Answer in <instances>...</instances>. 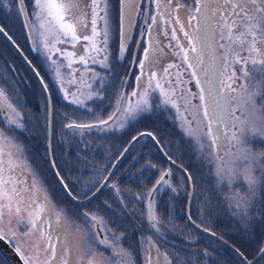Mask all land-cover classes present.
Masks as SVG:
<instances>
[{
    "label": "rangeland",
    "instance_id": "rangeland-1",
    "mask_svg": "<svg viewBox=\"0 0 264 264\" xmlns=\"http://www.w3.org/2000/svg\"><path fill=\"white\" fill-rule=\"evenodd\" d=\"M23 1L25 14H22L18 0H0V25L36 68L50 94L53 111L52 155L57 171L59 173L60 169L64 176V179L61 178L72 195L77 198L90 195L128 143L137 134L150 132L168 157L181 165L191 177V219L237 248L249 264H264V135L250 131V128L256 127L264 132V95L256 96L254 102L249 98L252 92H259L264 83V71L261 70L264 66L253 65L250 59L264 60V38H258L256 42L259 54L251 53L247 47L239 50L234 42L237 30H234L233 41H229L226 34L221 39L217 21L222 24L224 19L219 15L207 24L201 21L199 13H195V20L190 18L189 9L199 6L195 0H170L167 3L165 0H135L128 6L125 3L122 5L121 0H108L111 32L106 51L86 53L85 45L89 42L83 39L72 42L70 38L61 36L57 43L52 35L42 30L41 21L34 16L33 0ZM147 1L150 3L149 18L147 28L141 34L143 6ZM64 2L71 5L66 19L75 23L77 34L80 37L90 35L91 0ZM222 2L229 11L234 7L229 0ZM250 2L240 0L241 6L246 9ZM178 4L183 7H177ZM214 7L219 9L221 4ZM153 17L156 18L155 23ZM177 19L180 23L175 22ZM239 19L236 17L237 23ZM122 23L128 37L126 40H122L120 35ZM181 24L185 25L183 31L180 30ZM98 28H103L102 21L98 23ZM172 29H176V39L172 38ZM185 31L199 39L189 41L184 36ZM121 43L126 45L123 53L120 52ZM150 44L162 51L152 54V63L149 65L146 61L143 72L147 75L154 71L159 79L170 63L175 64V68L169 69L171 75L167 80L162 79L161 83L165 89L176 88L172 99L177 101L179 107L163 104L164 97L158 91L150 90L149 99L155 102L151 109L129 117L123 113V109L140 99L139 95L133 97L131 93H139L141 85L147 87L146 80L138 81L136 78L141 75L139 60L143 59V49ZM181 44L186 46L188 61H183L176 54ZM191 44H196L197 51L202 50L203 63L196 65L193 58L197 52L191 50ZM56 49L61 51L57 52ZM237 51L241 60L248 61L246 65L234 63L232 53ZM62 52H73L75 56L61 55ZM225 54H228V68H224ZM82 55L87 63L79 60ZM188 64L194 66L189 68ZM204 69H207V74ZM233 71L235 76L231 81L227 80ZM177 72L182 73L179 79L183 83H176ZM221 73L224 82L231 84V90L228 92L227 110L213 117L208 82L219 83ZM168 80L172 83L169 84ZM197 81L200 83L197 84ZM0 89L5 91L20 114L16 117L8 109V117L23 125L16 127L8 123L0 112V136L14 139L23 148V152H20L10 140L0 141V148L3 149L0 158L5 161V169L9 153L17 165L7 172L17 183L8 187H15L23 195L19 213L16 212L18 197L13 201L11 212L3 210L0 233L16 251L20 249L17 252L24 262L27 258L28 264H45L50 255L45 251L47 241L42 237V230L32 228L29 223V212L37 204L47 203L53 219L60 209H66L81 226L77 232L65 221L66 233L73 245V251L69 254L66 249L65 255L71 264H77L80 250L86 243L85 233L91 232L99 240L102 239L99 231L103 238L118 243L131 254L127 260L114 257L112 264H117V261H122V264H246L229 246L190 224L186 218L189 198L186 177L165 160L148 137L139 138L131 146L106 186L95 197L84 204L72 201L54 177L48 162L45 94L5 39H0ZM117 107L121 108L120 112H117ZM114 112L115 118L107 125L99 123ZM205 112L209 115H205ZM70 124L74 127H67ZM81 124L92 126L75 127ZM185 128L194 135H186ZM29 130L42 131L41 152L30 148L33 133ZM194 137L199 143L195 142ZM35 153L39 162L31 164L30 159ZM245 156L246 160H237L235 171L238 176L246 174V170L250 171L251 177L259 180L254 189H250L242 179L233 182L227 169L221 173L218 168V162L222 159ZM165 173L167 178L157 186V181ZM34 185L40 189L35 195ZM155 187L151 212L158 223L153 228L147 205ZM114 188L118 189L115 192L117 195ZM44 189L47 190V199ZM165 208H169V213ZM81 213L102 217L103 223L91 221V216L85 219ZM61 219H64L63 215ZM177 219L179 225L175 224ZM116 237L120 239L115 241ZM20 238L23 239V246L19 243ZM167 238L189 240L187 246L193 248L188 251L191 256H183L186 262L181 259L174 262L177 250L169 246L177 247L178 244H165L163 240ZM179 247L184 248V245L180 244ZM96 252L93 258L95 264H108L104 257L113 256L108 245L97 243ZM259 252L261 254L255 257ZM0 264L6 263L1 259ZM82 264H86V260Z\"/></svg>",
    "mask_w": 264,
    "mask_h": 264
},
{
    "label": "snow or ice",
    "instance_id": "snow-or-ice-1",
    "mask_svg": "<svg viewBox=\"0 0 264 264\" xmlns=\"http://www.w3.org/2000/svg\"><path fill=\"white\" fill-rule=\"evenodd\" d=\"M21 4V11H23V0H19ZM159 2V0H158ZM165 2H170V0H165ZM196 4L199 5L194 9H189L191 15L190 18L192 20L196 19L195 13L200 14V19L204 24H207L210 20L218 15L224 19V23H219L217 21V25L219 28V35L221 39L225 38V34L229 41H233L234 38V30L236 31L235 34V43L239 46V50H243L245 47L251 53H260V49L256 47V42L258 38H264V0H251L249 7L246 9L245 7L241 6L240 0H229V3L233 4L231 11L228 10L227 6L223 4L222 0H195ZM245 3H248V0H244ZM126 3V0H121V4L123 5ZM221 4V8H216L214 5ZM71 5L64 2V0H33V14L34 16L41 21V28L45 33H48L53 36L54 40L59 43L60 37L63 36L65 38H70L72 42H77L83 39L89 44L85 45V52H94L99 54L101 52L106 51V46L110 39V18H109V4L108 0H91V11H92V19H91V34L85 35L80 37L77 34L76 25L74 22L68 21L66 16L70 11ZM177 7H183V5H177ZM229 17L231 18L229 20ZM236 17H239V23L236 21ZM83 19V18H82ZM103 22V28H98V23ZM121 21L123 22V16L121 17ZM156 22V18L153 17V23ZM176 23H180L179 19L175 21ZM185 28L184 24L180 25V30L183 31ZM2 31V29H0ZM176 29H172V38L176 39L175 36ZM167 33H165L166 35ZM120 35L122 40L128 39L126 30L123 27V23L120 30ZM184 36L189 40H197L199 37L192 35L188 32H184ZM102 37V39H101ZM249 37L251 38L249 40ZM47 46V45H46ZM185 45H179V52L176 53L180 56L183 61H188L189 56L187 51H185ZM191 50L193 52H197V55L193 58L196 62V65L203 63L202 60V50L197 51L196 44L190 45ZM224 47V45H221ZM57 52H60V49H56ZM126 51V45L121 43L120 45V52L123 53ZM157 51H162V49H157L153 47L151 44L148 47L143 49V59L139 60V67L141 69V75L137 76V80H146L147 87H143L141 85L142 90L137 93L133 91L131 96L135 97L139 95L140 99L137 100L135 104H129L127 107L123 109V113L126 116H134L137 112H144L149 111L155 102L150 101V90L158 91L163 97V104H171L173 107L178 108L179 105L176 100L172 99V96L176 93V88L171 87L165 89L161 80H167L168 77L171 75L169 69L175 68V64H169L164 70L163 75L158 79L156 72H150L149 74L145 75L143 69L145 68V62L147 61L150 65L152 63V54ZM67 55L69 57L75 56L73 52L61 53V55ZM232 55L235 56L234 63H239L242 65H246L248 63L247 60H241L240 56L237 52H233ZM251 63L253 65L260 64L264 66V60H257L255 57H250ZM79 60L82 63H87L85 56H80ZM104 60H107V56L104 57ZM193 64H188L189 68H192ZM229 61H228V54L224 56V68H228ZM68 67L70 68L71 65L69 64ZM264 71V68L261 69ZM58 71V70H57ZM205 73L207 74V69H204ZM247 75V72L244 73ZM178 79L176 81L177 84L183 83L179 79L182 73H176ZM193 76L196 73H192ZM235 76V72L233 71L226 79L231 81ZM168 83L171 84L172 81L168 80ZM200 81H197L199 84ZM208 87V95L211 99L212 103V111L211 115L213 117H218L221 111H226L227 105V98L228 92L231 90V84H226L224 82L223 74L221 73V79L219 83L215 81H209ZM253 88L255 85L252 86ZM190 94V93H189ZM264 95V83H262V88L259 92H252L250 94V99L253 100L256 96ZM201 100L204 99L203 96L200 97ZM159 100V97H157ZM80 103V101H77ZM0 108L5 110L11 109L16 117H19V112L16 111L15 107L9 101L8 96L6 95L3 89H0ZM121 108L117 107V112H120ZM205 115H209L208 112H205ZM116 113L114 112L112 115L108 117L107 120H100V124L107 125L110 120L114 119ZM8 123L15 125L16 127H23L21 123H19L16 119L10 117L8 119ZM92 125H75V127L84 128V127H91ZM67 127L72 128L74 125H67ZM250 131L253 134L257 135H264V132L260 131V129L256 127L250 128ZM184 132L188 136H193V132L185 128ZM135 139V138H134ZM195 142L199 143V140L195 138ZM10 140L12 146L17 149V151L23 152V148L21 145L15 142L14 139L6 136H0V141ZM243 142V141H240ZM3 149L0 148V157H2ZM243 159H247V157H243ZM5 161L0 158V215L3 214V210L7 209L11 212L13 208V201L17 197L19 199L16 200V212L19 213L21 211V201L23 200L22 192L17 191L15 187L11 189L8 187L9 184L14 185L17 181L7 172H10L11 169L16 167L17 165L11 159V153H9V159L7 161V169L4 167ZM167 175V173H165ZM219 175V172H217ZM229 176L232 178V181L235 182L237 179H242L250 189H254L256 185L259 183L258 179H253L251 177L250 171L246 170V174L237 175L235 170L229 171ZM164 181V175L160 177L157 181V185ZM34 188V195L36 192L40 191V189ZM45 197L47 199V190L44 189ZM35 203V200L32 201ZM245 211H247V204H245ZM61 215L64 216V219H61ZM85 219L91 216V221H95L98 223H103V218L98 217L95 214L89 213H81ZM149 220L152 221V227L155 228L156 224L158 223L157 217L150 212L149 213ZM65 221L72 226L74 231H80L81 226L77 223V221L67 213L66 209H60L55 219L52 218V211L47 203L37 204L35 208H33L29 212V223L31 224L32 228H39L42 230V237L47 241L45 246V251L50 253L48 260L45 261V264H71V261L66 258L65 250H68L70 254L73 251V245L71 243V239L69 235L66 233ZM51 229V231H49ZM2 235V234H0ZM86 243L80 250V255L77 258V264H82L86 260V264H95L94 257L97 255L96 252V244L101 245H108L113 253V256L108 257L105 256L104 259L108 261V264H112V260L114 257H122L124 260L130 259V253L124 250L119 246L118 243L114 241H109L107 238L96 240L95 237L91 232H86ZM120 238L116 237L115 241H118ZM59 245V246H58ZM17 251H20L18 248ZM25 264H28V259L25 258ZM117 264H122V261H117Z\"/></svg>",
    "mask_w": 264,
    "mask_h": 264
},
{
    "label": "water",
    "instance_id": "water-1",
    "mask_svg": "<svg viewBox=\"0 0 264 264\" xmlns=\"http://www.w3.org/2000/svg\"><path fill=\"white\" fill-rule=\"evenodd\" d=\"M131 2H132L131 0H126V5L128 6L129 4H131ZM22 7L24 9L22 11V13L25 14V12H26L25 8H24V6H22ZM146 20H147V15L144 16L143 25H142V28H141V34L144 32V29H145V26H146ZM26 22H28V21H26ZM0 29H2V31H0V35L13 48V50L21 58V60L24 62V64L27 66V68L31 71V73L34 75V77L36 78V80L40 84V86H41V88H42V90H43V92L45 94L46 101H47V116H48V120H47V157H48V160H49V165H50V168H51V171H52L54 177L56 178V180L60 184L61 188L63 189V191L67 194V196L72 201H74L77 204H84V203L88 202L89 200H91L93 197H95L106 186L108 180L111 178L112 174L117 169L118 165L120 164V162L122 161V159L124 158V156L126 155L128 150L131 148V146L139 138H141L143 136L148 137L155 144L156 148L159 150V152L165 158V160L167 162H169L171 165H173L176 168H178L179 170H181L183 172V174L185 175V177H186L187 184H188V191H189V198L187 200L186 218L190 222V224L192 226H194L196 229H198L199 231H202L205 234H207V235H209V236H211L213 238H216L219 241H221L224 244H226L227 246H229V248H231L233 251H235L238 254V256L246 264H249L248 261L245 259V257L242 255V253L237 248H235L234 246L229 244L227 241H225L224 239L219 237L217 234L212 233L210 231H207V230L201 228L200 226H198L191 219V217H190V206H191V199H192V195H193V185H192L191 177H190L189 173L181 165L177 164L171 158L168 157V155L165 153V151L163 150V148L161 147V145L159 144V142L157 141L155 136L152 135L150 132H147V131L141 132V133L137 134L134 137L135 139L133 138L128 143V145L125 147L123 152L120 154V156L116 159V161L114 162V164L110 168V170H109L108 174L106 175V177L103 179V181L100 183V185L97 186V188L90 195H88L86 198H83V199H79V198L74 197L72 195V193L69 191L68 187L66 186V184L63 181V179L61 178V176L59 175V173L57 171V168L55 166L54 160H53L52 143H51V141H52V123H53L52 117H53V111H52V103H51L50 94H49L47 88L45 87V84H44L41 76L39 75L38 71L36 70V68L31 64V62L27 59V57L24 55V53L21 51V49L17 46V44L12 40V38L6 33V31L1 26H0ZM0 111H1L2 115L4 116V118L8 121L9 117H8L7 111L5 109H3V108H0ZM166 178H167V175L164 176V180ZM156 187L151 191L150 197L148 199V205H147L148 215L151 212V201H152L151 199H152V196H153V194L155 192ZM99 233H100L101 238L103 239L101 231H99ZM263 249H264V247H263ZM0 257L3 259V261L6 264H25V262L23 261V259L19 255V253L15 250V248L12 246V244L7 239H5L2 235H0Z\"/></svg>",
    "mask_w": 264,
    "mask_h": 264
},
{
    "label": "trees",
    "instance_id": "trees-1",
    "mask_svg": "<svg viewBox=\"0 0 264 264\" xmlns=\"http://www.w3.org/2000/svg\"><path fill=\"white\" fill-rule=\"evenodd\" d=\"M132 2H131V5L134 3V1L135 0H131ZM18 2H19V0H18ZM20 3V2H19ZM126 4V3H125ZM149 2L147 1L146 2V6L148 5V9L150 8L149 7ZM21 5V4H20ZM130 5V4H129ZM145 5L143 6L145 9H144V14H143V17L145 16V15H147V23H148V18H149V11L150 10H147V12H146V7H145ZM23 6L25 7V5H24V1H23ZM23 14V13H22ZM142 20H143V18H142ZM27 21V20H26ZM25 21V23H26V26L28 27L29 26V23L28 22H26ZM28 23V24H27ZM1 27L3 26V25H0ZM3 28V27H2ZM146 28H147V24H146ZM145 28V29H146ZM145 34V33H144ZM0 39L2 40V41H4V39H3V37L0 35ZM37 112L36 113H39V110H36ZM29 131H31L33 134H32V136L30 137V139H31V141L29 142V146H30V148H34V150H35V148L36 149H38V151H40L41 152V150H42V147H43V143H42V139H41V133H42V131H34V130H29ZM47 142V141H46ZM46 148H47V144H46ZM29 149V148H28ZM32 150V149H31ZM33 150V151H34ZM30 153L32 154V151H30ZM53 153V152H52ZM71 153L72 154H74L75 153V151L74 150H72L71 151ZM53 160H54V156H53ZM30 163L31 164H35V163H38L39 161H38V159L36 158V153H35V155L34 156H32L31 157V159H30ZM48 162H49V160H48ZM54 163H55V165H56V160H54ZM59 174L61 175V177H63V179H64V176H63V174L61 173V171H60V169H59ZM66 181V180H65ZM126 188V187H125ZM124 188V189H125ZM132 188H136V186L135 187H132ZM114 193L117 191L118 192V189L117 188H114ZM116 194V193H115ZM117 195V194H116ZM124 195H127V194H123V196ZM77 198V197H76ZM86 198V197H85ZM121 198H122V196H121ZM79 199H83V198H79ZM166 210H167V212L169 213V208H165ZM179 220L177 219L176 220V222H175V224L176 225H179ZM182 223H183V221H181ZM191 227V226H190ZM192 228V227H191ZM163 242L165 243V244H167V245H172V244H178L177 245V247L176 246H169L170 248H172V249H175V250H177V252L175 253L176 254V256H177V259L175 258L174 259V262H178V261H180V259H181V261H183V262H186V260H184L183 259V256H185V257H188L186 254H188V255H190L191 256V253H189L188 251H191L192 250V248H193V246H187V243H189V240L187 239V240H184L183 238H175V239H170V238H167L166 240H163ZM187 242V243H186ZM180 244H182V245H184V248H181V247H179V245ZM188 247H190V248H188ZM186 248H188L187 250H186ZM261 254V252H259V253H257V254H255V257L257 256H259ZM179 264H181V263H179Z\"/></svg>",
    "mask_w": 264,
    "mask_h": 264
},
{
    "label": "clouds",
    "instance_id": "clouds-1",
    "mask_svg": "<svg viewBox=\"0 0 264 264\" xmlns=\"http://www.w3.org/2000/svg\"><path fill=\"white\" fill-rule=\"evenodd\" d=\"M237 143H239V141H237ZM240 160L242 162V157H237V158H229L227 160H221L218 162V168L220 170L221 173L225 172V170L227 169V171L229 172L230 170H235V164L237 162V160Z\"/></svg>",
    "mask_w": 264,
    "mask_h": 264
},
{
    "label": "bare ground",
    "instance_id": "bare-ground-1",
    "mask_svg": "<svg viewBox=\"0 0 264 264\" xmlns=\"http://www.w3.org/2000/svg\"><path fill=\"white\" fill-rule=\"evenodd\" d=\"M19 243H21V245L23 246V239L20 238Z\"/></svg>",
    "mask_w": 264,
    "mask_h": 264
},
{
    "label": "flooded vegetation",
    "instance_id": "flooded-vegetation-1",
    "mask_svg": "<svg viewBox=\"0 0 264 264\" xmlns=\"http://www.w3.org/2000/svg\"><path fill=\"white\" fill-rule=\"evenodd\" d=\"M147 10H149V9H148V5L146 6V12H147ZM0 234H1V233H0ZM2 236H3V234H2ZM10 243H11V242H10ZM11 244H12V243H11ZM0 260H1V259H0Z\"/></svg>",
    "mask_w": 264,
    "mask_h": 264
}]
</instances>
